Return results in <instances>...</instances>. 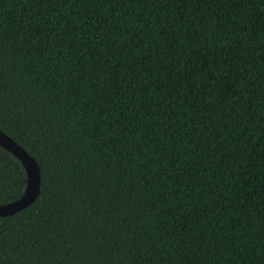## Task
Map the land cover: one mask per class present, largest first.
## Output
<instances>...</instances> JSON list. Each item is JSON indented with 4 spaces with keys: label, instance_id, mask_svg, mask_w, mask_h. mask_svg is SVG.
Here are the masks:
<instances>
[{
    "label": "trees",
    "instance_id": "16d2710c",
    "mask_svg": "<svg viewBox=\"0 0 264 264\" xmlns=\"http://www.w3.org/2000/svg\"><path fill=\"white\" fill-rule=\"evenodd\" d=\"M0 127L1 263L264 264V0H0Z\"/></svg>",
    "mask_w": 264,
    "mask_h": 264
},
{
    "label": "water",
    "instance_id": "95a60500",
    "mask_svg": "<svg viewBox=\"0 0 264 264\" xmlns=\"http://www.w3.org/2000/svg\"><path fill=\"white\" fill-rule=\"evenodd\" d=\"M0 144L22 160L28 175L27 186L23 195L14 201L0 204V216H5L21 211L38 197L41 188V170L34 156L13 137L2 130L1 127ZM0 264L3 263L0 262Z\"/></svg>",
    "mask_w": 264,
    "mask_h": 264
}]
</instances>
